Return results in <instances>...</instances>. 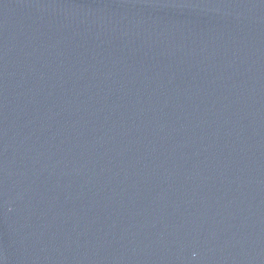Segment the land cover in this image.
<instances>
[{
	"label": "water",
	"instance_id": "water-1",
	"mask_svg": "<svg viewBox=\"0 0 264 264\" xmlns=\"http://www.w3.org/2000/svg\"><path fill=\"white\" fill-rule=\"evenodd\" d=\"M0 264H264V0H0Z\"/></svg>",
	"mask_w": 264,
	"mask_h": 264
}]
</instances>
